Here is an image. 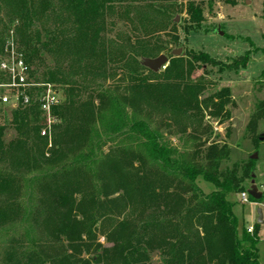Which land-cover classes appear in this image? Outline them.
<instances>
[{
	"label": "trees",
	"instance_id": "obj_1",
	"mask_svg": "<svg viewBox=\"0 0 264 264\" xmlns=\"http://www.w3.org/2000/svg\"><path fill=\"white\" fill-rule=\"evenodd\" d=\"M218 2L235 0H0V61L13 44L31 79L64 98L47 136L37 101L0 123L1 264H264L261 226L240 227L231 200L254 161L227 168L232 149L204 124L230 120L231 91L205 97L207 71L193 79L199 65L223 64L170 49L179 12L189 35ZM163 54V71L142 66ZM262 122L264 99L247 124L259 143Z\"/></svg>",
	"mask_w": 264,
	"mask_h": 264
},
{
	"label": "rangeland",
	"instance_id": "obj_2",
	"mask_svg": "<svg viewBox=\"0 0 264 264\" xmlns=\"http://www.w3.org/2000/svg\"><path fill=\"white\" fill-rule=\"evenodd\" d=\"M187 0H180L186 4ZM179 44L171 46L170 49H183V53L204 52L220 64L228 65L233 60L251 52V61L247 68L239 71L224 69L223 66L209 67L199 65L193 79L204 75L209 81V87L205 97L213 95L224 88L231 91L233 103L229 106L231 118L221 123L219 119L212 118L206 114L204 124L214 130L210 142L218 140L232 149L231 160L226 164L227 168L236 166L242 174L246 164L250 162L251 156L257 154L254 161L255 171L246 181V192L255 186L258 192L263 194L264 189V122L259 124L257 136L260 142L254 140L247 129L250 116L254 113L255 105L264 99V55L260 49L264 48V0H235L234 4L216 3L213 9L205 11V22L199 29L192 31L189 35L184 32L188 16L184 11L178 15ZM167 54V53H166ZM62 94V93H61ZM63 96V95H62ZM0 111V123L5 119H11L10 110ZM7 141L14 136L12 130L6 133ZM218 136V138H217ZM167 139L174 145L179 146L178 137L167 135ZM254 140V141H253ZM51 146H48L50 149ZM201 186L208 193L209 188L201 182ZM235 201L233 211L237 215L240 227L248 229L258 223L259 210L263 211L264 199L260 203L251 202L243 204L241 195H232ZM259 258L264 263V224L260 225ZM7 235L0 231V264L3 256V248L6 244ZM104 242V239L101 240ZM154 264H162L158 255L153 256Z\"/></svg>",
	"mask_w": 264,
	"mask_h": 264
},
{
	"label": "built area",
	"instance_id": "obj_3",
	"mask_svg": "<svg viewBox=\"0 0 264 264\" xmlns=\"http://www.w3.org/2000/svg\"><path fill=\"white\" fill-rule=\"evenodd\" d=\"M7 48L6 56L0 61V111H17L24 107L31 106L33 101L40 104V110L45 118L46 127L42 131L43 136L51 132V128L57 123L53 111L63 103V96L56 85L40 84L31 79L30 70L21 54L15 51L13 44ZM34 95L29 94L33 91ZM264 193V189H263ZM250 194L241 193V202L249 203ZM254 228L250 227L248 232L253 233Z\"/></svg>",
	"mask_w": 264,
	"mask_h": 264
},
{
	"label": "water",
	"instance_id": "obj_4",
	"mask_svg": "<svg viewBox=\"0 0 264 264\" xmlns=\"http://www.w3.org/2000/svg\"><path fill=\"white\" fill-rule=\"evenodd\" d=\"M178 21H179V17L177 18L176 22L178 23ZM182 53H183V49H179L177 51H174L172 55L175 57H179L180 55H182ZM168 62H169L168 56L163 54L156 59L146 58L145 60L142 61V66L150 69L155 73H159L163 71V69H166ZM263 139H264V135L261 140L263 141ZM257 158H258L257 154L251 156L252 160H256ZM248 194H250V196L256 201H260L263 197V194L259 193L258 189L255 186L249 189ZM258 224L259 225L264 224V216L262 210H259Z\"/></svg>",
	"mask_w": 264,
	"mask_h": 264
},
{
	"label": "crops",
	"instance_id": "obj_5",
	"mask_svg": "<svg viewBox=\"0 0 264 264\" xmlns=\"http://www.w3.org/2000/svg\"><path fill=\"white\" fill-rule=\"evenodd\" d=\"M250 227H254V226H250ZM250 227H249V228H250Z\"/></svg>",
	"mask_w": 264,
	"mask_h": 264
}]
</instances>
